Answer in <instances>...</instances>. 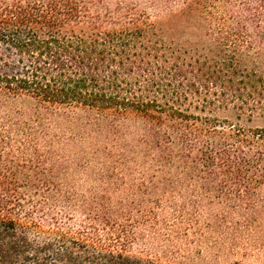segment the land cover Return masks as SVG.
Here are the masks:
<instances>
[{
  "label": "rangeland",
  "instance_id": "obj_1",
  "mask_svg": "<svg viewBox=\"0 0 264 264\" xmlns=\"http://www.w3.org/2000/svg\"><path fill=\"white\" fill-rule=\"evenodd\" d=\"M69 1L83 17L78 29L96 18L109 28H141L170 54L167 65L189 60L195 75L203 64V70H221L218 77L231 78L222 69L231 49L215 33L209 14L243 11L246 0ZM251 1V11H264V1ZM260 25L234 33L252 36L243 46L245 65L264 76V17ZM234 86L223 90L198 82L187 100L175 101L174 109L192 116L182 130L180 152L166 117L146 121L132 112L94 113L0 92V171L19 178L18 184L8 179L11 195L33 200L47 221L77 229L97 218L116 233L138 237L130 253L157 264H264V185L221 184L230 179L223 175L207 182L194 169L201 156L193 150L206 144L205 137L197 138L200 127L215 140L223 138L214 128L264 129V94L244 104Z\"/></svg>",
  "mask_w": 264,
  "mask_h": 264
},
{
  "label": "trees",
  "instance_id": "obj_2",
  "mask_svg": "<svg viewBox=\"0 0 264 264\" xmlns=\"http://www.w3.org/2000/svg\"><path fill=\"white\" fill-rule=\"evenodd\" d=\"M251 2L246 0L243 11L226 16L209 14L215 33L231 49L222 62V69L233 79L230 87L231 78L218 77L221 70H203L199 59L200 75H195L189 60L167 65L170 54L167 57L163 46L152 44L141 28H109L96 18L87 29H78L83 17L69 0L64 5L54 0L0 3V92L94 113L132 112L146 121L166 117L180 152L185 146L182 130L192 116L174 109V104L187 100L195 84L208 87L214 82L225 90L236 83L237 97L244 104L264 94V76L245 65L243 46L252 36L234 33L239 28L247 33L255 23L261 26L264 11H251ZM181 55L187 58L188 52ZM213 131L223 139H212L200 127L197 138L205 137L206 144L200 148L198 143L193 150L201 156L194 169L207 176V182L223 175L230 179L221 184L264 185V129ZM8 179L19 182L17 176L0 171V264H157L130 253L138 237L116 233L97 218L77 229L56 219L47 221V214L33 200L11 195Z\"/></svg>",
  "mask_w": 264,
  "mask_h": 264
}]
</instances>
